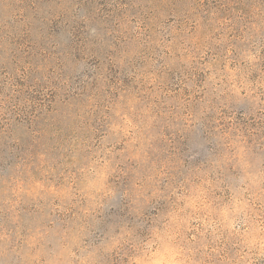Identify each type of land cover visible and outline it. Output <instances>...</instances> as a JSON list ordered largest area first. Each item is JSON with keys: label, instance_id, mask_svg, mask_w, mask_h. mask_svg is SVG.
Listing matches in <instances>:
<instances>
[{"label": "rangeland", "instance_id": "374dc122", "mask_svg": "<svg viewBox=\"0 0 264 264\" xmlns=\"http://www.w3.org/2000/svg\"><path fill=\"white\" fill-rule=\"evenodd\" d=\"M264 264V0H0V264Z\"/></svg>", "mask_w": 264, "mask_h": 264}, {"label": "clouds", "instance_id": "9594fccd", "mask_svg": "<svg viewBox=\"0 0 264 264\" xmlns=\"http://www.w3.org/2000/svg\"><path fill=\"white\" fill-rule=\"evenodd\" d=\"M158 233L148 250L136 255L132 264H191V250L179 239V233Z\"/></svg>", "mask_w": 264, "mask_h": 264}]
</instances>
